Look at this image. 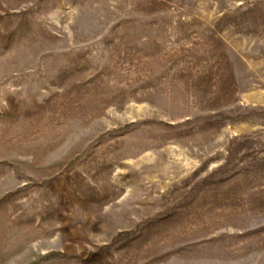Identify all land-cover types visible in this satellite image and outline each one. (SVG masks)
<instances>
[{"label": "rangeland", "instance_id": "1", "mask_svg": "<svg viewBox=\"0 0 264 264\" xmlns=\"http://www.w3.org/2000/svg\"><path fill=\"white\" fill-rule=\"evenodd\" d=\"M0 264H264V0H0Z\"/></svg>", "mask_w": 264, "mask_h": 264}]
</instances>
